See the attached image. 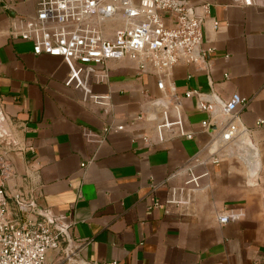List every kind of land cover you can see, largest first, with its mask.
Returning a JSON list of instances; mask_svg holds the SVG:
<instances>
[{
  "label": "crops",
  "instance_id": "1",
  "mask_svg": "<svg viewBox=\"0 0 264 264\" xmlns=\"http://www.w3.org/2000/svg\"><path fill=\"white\" fill-rule=\"evenodd\" d=\"M240 1L189 0L196 15L210 3L202 45L214 53L207 71L172 66L161 89L158 74L129 58L84 65L82 85H65L61 57L35 55L9 34L35 14V1L0 0L7 205L24 218L19 193L36 212L28 217L67 229L71 248L64 239L48 250L49 264H264V0ZM232 102L236 133L222 140L221 104ZM191 168L201 175L194 191L184 187ZM227 209L239 218L220 223Z\"/></svg>",
  "mask_w": 264,
  "mask_h": 264
},
{
  "label": "built area",
  "instance_id": "2",
  "mask_svg": "<svg viewBox=\"0 0 264 264\" xmlns=\"http://www.w3.org/2000/svg\"><path fill=\"white\" fill-rule=\"evenodd\" d=\"M34 1L35 14L25 19L22 28L12 27L9 34L31 42L35 55L61 57L68 68L64 81L67 86L82 85L84 65L104 64L122 58L136 60L140 71L150 69L158 74L157 86L161 89L163 75L177 63L192 64L196 71H207L209 68L214 48L202 45V26L210 12L209 2H203L202 14L196 15L189 0ZM240 3L251 5L253 1L241 0ZM104 76L98 75L97 80ZM169 91H173L171 84ZM194 92L188 90L185 95L190 96ZM89 98L101 106L108 104L105 95L91 94ZM245 101L241 98L236 102L245 104ZM236 102L221 104L223 114L229 117L218 133L222 140L234 136L237 115L233 107ZM198 107L211 110L213 105L199 101ZM201 125L207 127L208 121H202ZM115 128L121 130L123 126ZM110 129L109 126L104 127L103 131ZM185 136L190 138L191 134L186 133ZM11 167L8 160L0 157V264H49L47 251L57 250L61 241L67 240L64 234L67 229L59 225L60 229L55 228L48 219L43 221L28 217V214L36 212L25 206V200L19 193H15L13 199L24 218L11 217L5 192ZM188 175L184 187L190 191L200 189L201 175L195 174L192 168ZM238 218L237 212L227 209L219 216V222L225 224ZM252 264H262V261L255 259Z\"/></svg>",
  "mask_w": 264,
  "mask_h": 264
},
{
  "label": "water",
  "instance_id": "3",
  "mask_svg": "<svg viewBox=\"0 0 264 264\" xmlns=\"http://www.w3.org/2000/svg\"><path fill=\"white\" fill-rule=\"evenodd\" d=\"M7 11L9 13H11L10 10H7ZM3 119H4V116H3L2 112L0 111V133L4 132V127L2 125ZM48 220H49V222H51L54 225L55 228L60 229V227L55 223V221L53 219L48 218ZM64 234L67 237V240H68V243H69L68 244V248H67V250H69V248H71V242H70V239H69V234L66 231H64Z\"/></svg>",
  "mask_w": 264,
  "mask_h": 264
},
{
  "label": "bare ground",
  "instance_id": "4",
  "mask_svg": "<svg viewBox=\"0 0 264 264\" xmlns=\"http://www.w3.org/2000/svg\"><path fill=\"white\" fill-rule=\"evenodd\" d=\"M235 127H236V126H235ZM235 133H236V130H235ZM235 133H234V136H235ZM234 136H233V137H234ZM220 138H221V137H220ZM221 139H222V138H221Z\"/></svg>",
  "mask_w": 264,
  "mask_h": 264
}]
</instances>
